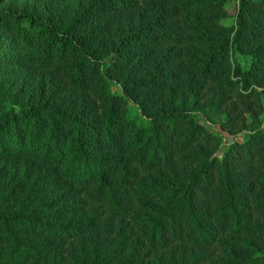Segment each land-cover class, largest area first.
I'll use <instances>...</instances> for the list:
<instances>
[{
  "label": "trees",
  "instance_id": "1",
  "mask_svg": "<svg viewBox=\"0 0 264 264\" xmlns=\"http://www.w3.org/2000/svg\"><path fill=\"white\" fill-rule=\"evenodd\" d=\"M61 1L0 0V264H264V0Z\"/></svg>",
  "mask_w": 264,
  "mask_h": 264
},
{
  "label": "rangeland",
  "instance_id": "2",
  "mask_svg": "<svg viewBox=\"0 0 264 264\" xmlns=\"http://www.w3.org/2000/svg\"><path fill=\"white\" fill-rule=\"evenodd\" d=\"M228 11H229V17L225 20V24L227 26H232L235 23L236 20V16L238 13V9H239V3L240 0H228ZM75 0H65V1H61V10L64 12H70V10H72L75 6ZM234 59L239 63V65L241 66V68L244 71H248L250 66H251V59L247 56H244L242 54H240L239 52H235L234 53ZM115 90V89H114ZM260 92L264 93V89H260ZM263 103H264V95H263ZM131 118L132 119H137L139 120L141 118L140 113L138 108L135 105H131ZM203 122H205L204 119H201ZM209 127L216 133L222 135L225 140H226V144H224L221 147L220 152L218 153V156L221 158L223 157L224 153L227 151L228 148V144L236 141V140H241L244 137V134L239 135V136H235V137H231L230 135H228L225 131H223L219 125H214V124H208ZM261 129L264 130V114L260 117V123L258 125Z\"/></svg>",
  "mask_w": 264,
  "mask_h": 264
}]
</instances>
